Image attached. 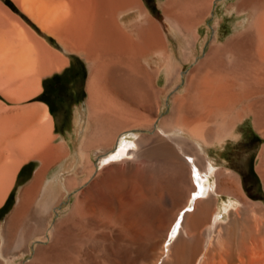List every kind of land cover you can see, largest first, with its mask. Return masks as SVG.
Masks as SVG:
<instances>
[{
  "label": "bare ground",
  "instance_id": "6f19581e",
  "mask_svg": "<svg viewBox=\"0 0 264 264\" xmlns=\"http://www.w3.org/2000/svg\"><path fill=\"white\" fill-rule=\"evenodd\" d=\"M180 1L167 0L163 7L168 29L141 0L20 3L67 50L99 54L113 68L117 58L129 62L140 89L151 97L152 65L157 83L160 77L176 83L184 64L196 59L198 20L212 0H202L204 6L197 0L202 6L182 15L174 10ZM57 5L68 11L47 22L43 11ZM234 10L242 17L236 33L219 44L216 55L191 68L184 92L157 130L149 115L127 113L125 103L135 108L137 101L115 75L108 77L110 98L90 97L78 119L76 152L50 133L48 117L38 122L36 113L22 121L20 112L2 114L9 123L0 136V202L23 159L38 158L40 166L0 229V264H264V202L250 199L240 176L220 167L210 151L217 142L236 139L246 115L264 136V0H238ZM16 19L0 2V90L16 91L21 99L36 91L58 55L31 31L27 36ZM243 64L253 73L241 75V86L231 71ZM150 106L152 114L161 111L159 104ZM55 164H63L67 174L45 178ZM224 195L229 200L221 202ZM31 208L37 218L26 229L21 221Z\"/></svg>",
  "mask_w": 264,
  "mask_h": 264
},
{
  "label": "rangeland",
  "instance_id": "374dc122",
  "mask_svg": "<svg viewBox=\"0 0 264 264\" xmlns=\"http://www.w3.org/2000/svg\"><path fill=\"white\" fill-rule=\"evenodd\" d=\"M141 1L147 13L155 18L157 22H159V24L168 29L169 26L166 23V18L163 13V7L167 0ZM186 1L187 0H181L179 2L180 4L178 3L176 5L177 7L174 9L176 13L181 15L189 14L190 10L195 11L200 8L202 6H200V3L203 2L202 0H200L201 2L198 0L200 3L197 2V0H188L189 3H193L188 7V2ZM237 1L238 0H212L209 12L206 11V13L204 14L205 16L198 20V22L201 23V28L199 31L201 40H199L195 52L196 61L194 60L193 62V60H191L190 62L184 64V66L182 67L181 78L176 81V83H168V81L163 77H160V80L157 83V70L155 69V65H152V67H150L154 69L153 71L149 68L148 72L150 73V77L148 76V82L153 86L151 87L150 85V87L155 90H152L155 93L152 92L154 93V95L152 94L151 97L147 95L149 96L148 98L146 96V93H143V90L140 89L137 75H135L134 72H131L132 69H130L131 64L129 62L127 63V61L125 62L124 60H120L119 58H117L119 60L116 59V63H120V66H117V64L116 67L113 68V66L111 65L113 62L104 59L102 56H99V54H90L89 52H86L82 49L67 50L66 46H63V43L57 36L47 31L46 28L41 25L42 23L38 22L39 20L34 18L30 13L26 11V9L20 3V0H0V2L5 7H7L9 11H11L16 17L19 18V20L16 19V21L19 23V25H22L21 28L24 29L27 36H32L33 38L35 37L34 39L36 40L40 38L42 40V42L40 41L41 43L44 42V45L47 44L46 46L53 49L55 54L58 55V57H53L54 60H52L51 71L47 72L48 74L45 73L40 76L39 87L32 95L30 94V96L26 95L24 97L21 96L20 99V94L16 91L10 90L9 94L8 92L6 93L0 90L1 116L2 114L7 116H14L13 114L20 112L19 115L21 116L22 121H25V118L26 121H30V119H32L39 113L35 117L38 122H42L43 119H47L48 117V120H50L51 122V128H49L50 133L58 138V142H61L63 140L67 144V147L72 149L73 152H76L77 144L81 136V127L78 124V119L81 117L82 112H86L88 110V101L91 99L90 97L95 96L94 100L102 95L106 98L109 96L108 98H110L111 93L108 89V77H110L111 75H115L118 76L117 79L124 85L127 91H129L131 94H134L133 96L137 101L135 108L131 107L134 104L130 102V104L128 102L125 103V105H128L127 108L125 106L126 111L128 110L127 113L129 115L143 113L147 118L149 115L148 119H151V117L153 118L154 127L155 130H157L162 125L163 120L172 113L174 105H176V96L179 93L184 92L187 84L188 73L191 68L196 63L202 64L205 61L204 59H209L212 56L216 55L218 52L219 44L224 43L236 33V29H234V26L242 18L234 10ZM202 4L203 6L205 5V3ZM34 5L37 6V4ZM65 8V6L61 7L57 5L56 8L50 7L46 8L45 11H43L44 9L42 11L44 13H46L47 11V17L45 16V19L47 18L46 21L49 22L50 20L52 21V19H55L54 15L56 16V18L58 16L60 17L65 15L68 11V9L66 8L67 10H65ZM58 12H63V15L61 13L58 14ZM248 12L250 14L255 13V11H253V9L251 10V8ZM28 31H31L33 35L29 34ZM217 32L219 35L218 40L215 39ZM173 42L176 46V40L173 39ZM151 56L154 57L155 54L154 56L151 54ZM228 58H231L230 54H228ZM103 62L106 63L103 64ZM243 66L239 67V70H232L234 71V73L231 71V73L233 74L231 75L235 79L238 78V84L241 86L243 85V80L239 79L241 78V75H243L242 77L247 78L251 73H253L252 67H248L247 65L245 66V64H243ZM124 67H126V69H124ZM237 68L238 67H235L234 69ZM95 82L97 85H94ZM14 93H16L17 95ZM155 98L157 99V101L154 100ZM196 99L197 98L190 99L195 106L199 104V100ZM81 101H84L81 103L82 105L80 104L81 106L78 105L76 107V105ZM138 102L141 104H139ZM153 104L161 105V111L157 115L152 114L149 110V108L151 107L150 105ZM147 105H149L150 107ZM145 106L146 109H144ZM140 109L142 110V112H139ZM132 110H136V112L134 113V111ZM26 116L28 117V119ZM2 117L3 119H0V136L4 133L5 128L9 123V119H7V117ZM239 122L240 121H236L232 123L236 124ZM218 123L220 122L217 121V124ZM238 134L240 135L236 139L228 137L222 144H219L217 142V145L211 146V156L217 158L221 162L220 167H227L240 176L243 189L250 199L264 202V151H262V148L264 146V136L255 128L251 115H246L243 117V120L239 123L238 126ZM131 136H128V138L131 139ZM95 158V162L99 164L98 157L95 156ZM64 163V165H66L67 161H64ZM64 165L55 164L51 166L48 169L45 178L47 177L48 179H52L56 174L59 173L67 174V170L64 168ZM38 166H40V161L35 157L23 159V161L19 163V167H17V171H15L13 175L14 179L12 177L13 183L7 190L8 192H6L4 200L1 199L0 202V229L5 228L7 224L6 221L9 219V217L17 207L16 200L19 191H21L23 187L30 184L34 180L35 172ZM66 200L67 201H65L63 207L60 208L61 211H63L64 207L67 206L70 202V199ZM228 200V195H224L221 198V202H226ZM27 212L28 213H26L25 217L21 221V225L26 229H30L37 216L34 209L32 210V208ZM59 216H57V218ZM233 216L236 217L237 215H235L234 213ZM227 220V223L223 222L222 226L226 227L227 224L230 223V220Z\"/></svg>",
  "mask_w": 264,
  "mask_h": 264
},
{
  "label": "crops",
  "instance_id": "0c3cea01",
  "mask_svg": "<svg viewBox=\"0 0 264 264\" xmlns=\"http://www.w3.org/2000/svg\"><path fill=\"white\" fill-rule=\"evenodd\" d=\"M82 102H84V101L79 102V103L76 105V107H77L78 105H80ZM85 102H86V101H85Z\"/></svg>",
  "mask_w": 264,
  "mask_h": 264
},
{
  "label": "flooded vegetation",
  "instance_id": "af4514ba",
  "mask_svg": "<svg viewBox=\"0 0 264 264\" xmlns=\"http://www.w3.org/2000/svg\"><path fill=\"white\" fill-rule=\"evenodd\" d=\"M53 87V86H52Z\"/></svg>",
  "mask_w": 264,
  "mask_h": 264
}]
</instances>
